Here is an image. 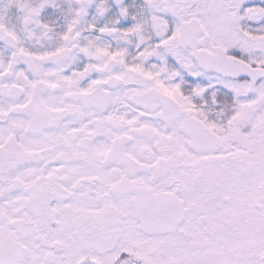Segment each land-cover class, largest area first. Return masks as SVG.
<instances>
[{
	"label": "snow or ice",
	"instance_id": "snow-or-ice-1",
	"mask_svg": "<svg viewBox=\"0 0 264 264\" xmlns=\"http://www.w3.org/2000/svg\"><path fill=\"white\" fill-rule=\"evenodd\" d=\"M0 264H264V0H0Z\"/></svg>",
	"mask_w": 264,
	"mask_h": 264
}]
</instances>
